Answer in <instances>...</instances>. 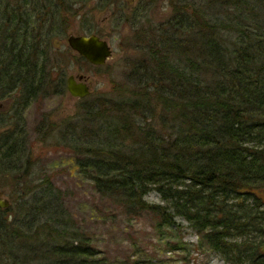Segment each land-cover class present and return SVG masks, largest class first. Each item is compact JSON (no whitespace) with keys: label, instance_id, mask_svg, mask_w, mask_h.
<instances>
[{"label":"trees","instance_id":"16d2710c","mask_svg":"<svg viewBox=\"0 0 264 264\" xmlns=\"http://www.w3.org/2000/svg\"><path fill=\"white\" fill-rule=\"evenodd\" d=\"M84 2L0 0V101H9L0 179L14 188L0 186L10 203L0 209V264H111L59 188L46 177L32 185L23 119L33 102L65 92L72 60L91 67L55 45ZM167 2L168 17L133 34L141 60L128 80L81 99L80 122L66 128L80 135L66 130L64 140L97 194L125 214L166 227L182 219L228 264H264V0ZM150 191L164 205L146 202Z\"/></svg>","mask_w":264,"mask_h":264},{"label":"rangeland","instance_id":"374dc122","mask_svg":"<svg viewBox=\"0 0 264 264\" xmlns=\"http://www.w3.org/2000/svg\"><path fill=\"white\" fill-rule=\"evenodd\" d=\"M112 1L85 0L80 5L74 29L70 27L66 32L61 31L62 34L55 38V45L61 52H66L69 48L67 36H86L89 33L81 32L83 26L92 25L98 26L99 37L111 47L112 54L104 65L86 67L76 65L72 60L64 67L65 81L68 75L78 74L88 79L91 93L86 100L90 101L102 94H110L114 84L126 82L131 65L139 64L138 40L133 35L138 28L158 26L170 15L167 0ZM107 2L110 3L106 6ZM132 13L142 15L134 18ZM64 91L38 99L23 113L27 151L34 163L30 176L32 185L44 177L49 178L62 192L64 206L71 217L89 234L100 256L111 264H228L218 253L202 244L184 220L175 218L176 225L166 227L151 213L135 219L97 194L92 180L76 162L78 156L72 149L73 144L65 141L62 134L66 133L70 121L80 122L76 115L80 100L84 98H73L66 91V85ZM8 107L7 102L0 101L2 113L7 112ZM46 129L49 130L48 136L43 134ZM71 129L67 130L69 137L73 134ZM79 130L74 131V139L80 135ZM0 186L4 190L14 189L11 179H0ZM0 198L8 199V196L2 194ZM145 201L164 205L154 191L148 193Z\"/></svg>","mask_w":264,"mask_h":264},{"label":"water","instance_id":"95a60500","mask_svg":"<svg viewBox=\"0 0 264 264\" xmlns=\"http://www.w3.org/2000/svg\"><path fill=\"white\" fill-rule=\"evenodd\" d=\"M67 46L87 63L96 67L104 65L112 54L111 47H109L107 41L94 34H87L86 36L68 35ZM66 91L78 100L88 97L91 93L88 79L81 74H78V76L68 75L66 78ZM9 206L8 199L0 198V209L8 208Z\"/></svg>","mask_w":264,"mask_h":264},{"label":"bare ground","instance_id":"6f19581e","mask_svg":"<svg viewBox=\"0 0 264 264\" xmlns=\"http://www.w3.org/2000/svg\"><path fill=\"white\" fill-rule=\"evenodd\" d=\"M133 15L131 16V17H134V18H137V16L139 17V15L138 14H141V13H132ZM142 15V14H141ZM43 127V126H42ZM7 129V128H6ZM49 130L48 129H46L45 131H44V135H47L49 132H48Z\"/></svg>","mask_w":264,"mask_h":264},{"label":"flooded vegetation","instance_id":"af4514ba","mask_svg":"<svg viewBox=\"0 0 264 264\" xmlns=\"http://www.w3.org/2000/svg\"><path fill=\"white\" fill-rule=\"evenodd\" d=\"M123 12V11H122ZM129 16V15H128ZM88 85H89V83H88ZM89 88H90V86H89ZM7 103H9V101H6ZM25 112V111H24Z\"/></svg>","mask_w":264,"mask_h":264}]
</instances>
